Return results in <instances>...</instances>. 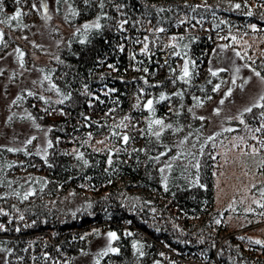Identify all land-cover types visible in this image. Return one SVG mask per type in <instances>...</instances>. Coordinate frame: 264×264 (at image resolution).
Segmentation results:
<instances>
[{"label":"trees","instance_id":"16d2710c","mask_svg":"<svg viewBox=\"0 0 264 264\" xmlns=\"http://www.w3.org/2000/svg\"><path fill=\"white\" fill-rule=\"evenodd\" d=\"M55 5L56 18L71 30L56 26L58 44L43 61L34 56L40 42L26 49L24 65L35 59L41 76L16 97L46 130V144L13 131V145L0 146V264H264V241L254 243L259 239L249 233L254 224L231 230L214 196L218 142L230 133L244 147L255 135L264 138V100L215 134L193 111L227 83L226 71L212 75L209 68L221 32L264 26V0ZM31 11L32 0H0V32L26 35ZM96 23L101 27H84ZM178 25L189 32H176ZM152 31H159L154 47ZM186 61L190 75L181 78ZM247 62L264 76L263 67ZM132 93L139 103L128 114ZM54 108L67 115L51 119ZM65 195L80 207L56 206ZM105 231L116 233L111 244L118 251L85 258L95 233ZM146 235L159 247L143 241Z\"/></svg>","mask_w":264,"mask_h":264},{"label":"rangeland","instance_id":"374dc122","mask_svg":"<svg viewBox=\"0 0 264 264\" xmlns=\"http://www.w3.org/2000/svg\"><path fill=\"white\" fill-rule=\"evenodd\" d=\"M32 7L34 11L31 12L35 20L33 19L27 34L17 36L8 32L7 35L4 34L5 37L3 35L0 42V146L13 145L8 141L13 131L21 132L25 135V139L34 140L41 147L45 146L47 141L46 130L39 128L30 120L24 107L16 101V97L23 85L40 79L41 74L34 61L36 58L43 61V57L53 52L54 46L59 41L55 34L52 35L56 26L66 32L71 29L61 24L60 17L56 18L55 0H32ZM178 26L176 32L183 34L189 32L185 27ZM202 28L206 31L207 25H203ZM152 32L155 33L151 35V37L155 36L151 39L154 47L158 43L156 34L159 31ZM213 33L216 38L220 34L219 31ZM221 33L224 36L212 51L209 68L214 72L226 71L227 83L217 98L193 109L201 120H206L207 132L212 134L231 128L233 124H230V121H240V113L252 104L260 102L261 97L264 96V76L261 74L257 76L255 73L258 72L247 62L252 60L264 68V26L251 24L245 28L229 29L228 27ZM10 34L21 46L12 43ZM169 37L170 42L173 35ZM35 40L42 45L34 54L33 63L26 66L23 63L24 53L26 49L37 43ZM180 66L183 67V63ZM130 97L131 109L128 110V114H132V109L139 103L133 93ZM66 115L64 109L54 108L49 111V117L53 120ZM129 121L127 119L124 124H130ZM243 142L232 133L224 134L222 141L218 142L219 162L214 176L215 206L221 212L226 211V219L231 230L253 223L249 231L250 235L264 241V219L259 224L256 223L264 217V160L261 158L264 155V138L259 134L255 135L246 147ZM31 189V186H25L23 192H30ZM55 205L74 211L81 203L72 196L65 195L56 199ZM125 229L123 233L128 236ZM108 233L110 231L95 233L89 245L90 253L84 256L85 258L93 259L97 256L95 253L112 248V239ZM143 238L144 241L145 236Z\"/></svg>","mask_w":264,"mask_h":264},{"label":"snow or ice","instance_id":"6c2138e0","mask_svg":"<svg viewBox=\"0 0 264 264\" xmlns=\"http://www.w3.org/2000/svg\"><path fill=\"white\" fill-rule=\"evenodd\" d=\"M33 7H35V5H33ZM236 7H239V5H236ZM20 15H21V12L18 10V11L15 13V15H13V16L11 17V19H12V20H15V19H17ZM249 15H251V13H249ZM84 27H85V28L94 27V28H97V29H98V28H100L101 26H100L99 23H96V24H94V25H88V24H86V25H84ZM2 38H3V33L0 32V42H2ZM17 51H19V49H17ZM20 55H21V57H22V56H23V53L21 52ZM255 74H256L257 76H259V73H255ZM189 75H190V73H189V69H188V62L186 61V62H185V65H184V69H183V77H181V78L188 77ZM212 75H216V73L213 72ZM30 94H31V93H30ZM160 99L163 100V99H165V97H164L163 95H161ZM261 99L264 100V96H262ZM152 103H153V102H152L151 100H149V101L147 102V105H146V106H147L148 108H151ZM221 103H223V101H221ZM254 106H257V105H254ZM259 106H264V105H259ZM245 111H249V112H250V111H251V108L245 109ZM155 123H156V124H162L163 122H162L161 120H156ZM257 131H259V129H257ZM127 139H128V137L125 136V137H124V140L127 141ZM29 143H30V141H29ZM9 151H13V149H9ZM2 227H3V226L0 225V228H2ZM108 236H109L112 240H115V239L117 238L116 233H114V232H110V233H108ZM254 243H256V244H261L262 241H260V240H256V241H254ZM109 251H111V252H117L118 249H115V248H109ZM104 254L106 255L107 253H104Z\"/></svg>","mask_w":264,"mask_h":264},{"label":"built area","instance_id":"2783aa9c","mask_svg":"<svg viewBox=\"0 0 264 264\" xmlns=\"http://www.w3.org/2000/svg\"><path fill=\"white\" fill-rule=\"evenodd\" d=\"M126 226V225H125ZM127 231V230H126ZM145 242L148 243V244H153L155 245L157 248L159 247L158 246V243L156 241H153V239L151 237H149L148 235L145 236Z\"/></svg>","mask_w":264,"mask_h":264}]
</instances>
